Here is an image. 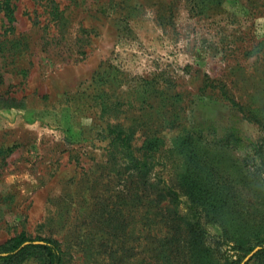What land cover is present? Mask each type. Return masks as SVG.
<instances>
[{"label":"rangeland","instance_id":"374dc122","mask_svg":"<svg viewBox=\"0 0 264 264\" xmlns=\"http://www.w3.org/2000/svg\"><path fill=\"white\" fill-rule=\"evenodd\" d=\"M7 1L0 246L24 233L56 240L62 264H224L189 257L188 222L221 235L177 183L174 141L189 134L207 185L223 188L227 223L261 247L264 0H53L60 15L52 0ZM107 124L133 131L135 147L146 135L162 142L145 191L120 148L105 150ZM220 246L238 264L253 251Z\"/></svg>","mask_w":264,"mask_h":264},{"label":"trees","instance_id":"16d2710c","mask_svg":"<svg viewBox=\"0 0 264 264\" xmlns=\"http://www.w3.org/2000/svg\"><path fill=\"white\" fill-rule=\"evenodd\" d=\"M52 3L55 5L54 12L60 15L63 11L58 8L59 3L55 1ZM15 8V5L7 0H0V11L9 19H12ZM103 132L100 138L106 143L105 148L107 149L105 150L109 152V149H115L110 150L112 153L113 151H119L116 148H120L124 156L125 171L128 172V177L131 178L132 175H135L141 181L138 187L145 191L147 175L154 166L156 159L162 160L165 158L166 150H162V142L154 135H146L141 137V144L135 147L132 143L133 131L125 130L118 126L111 129V126L107 124ZM189 138V134H186L178 138L177 141H174L175 146L179 148L178 162L180 159L183 162L177 167L179 171L177 183L183 195L187 196L193 204L191 210L194 214H204L208 222L218 223L221 227V235L209 239L205 229L198 220L188 222L189 257L192 259L193 256H196V263L199 259L202 261L207 257L214 256L224 264H238L242 258L230 260L226 254L222 253L220 249L221 242L223 244H228L229 241L233 242V248L242 254V257L253 250L254 242L252 243L247 235L239 234L236 228H232L233 222L227 223L226 218L229 216V213L225 209L227 200L223 188L217 189L221 190L218 194L214 187L212 188L207 185L209 182L206 179L208 171L207 169L204 170L199 162L192 157L194 149H191L189 146L193 145V142ZM14 148L15 146L7 147L5 152L11 153ZM185 148L191 150L187 151ZM168 152L173 154L172 149ZM204 160L207 162L206 159ZM262 172L264 173V169ZM165 191L164 196L171 194L169 189H165ZM210 212L214 214L209 215ZM34 242L40 243L34 244ZM256 242V245L261 247L247 264L264 260V246H262L264 238ZM25 243L28 244L25 245ZM28 257L39 259L41 264H62L63 262L62 250L59 243L54 239L41 237L30 239L24 233H20L11 237L0 246V264H22Z\"/></svg>","mask_w":264,"mask_h":264},{"label":"water","instance_id":"95a60500","mask_svg":"<svg viewBox=\"0 0 264 264\" xmlns=\"http://www.w3.org/2000/svg\"><path fill=\"white\" fill-rule=\"evenodd\" d=\"M40 242H34V244H39ZM28 243H25L27 245ZM260 249V247H256L251 253H249L240 264H246L251 257Z\"/></svg>","mask_w":264,"mask_h":264}]
</instances>
